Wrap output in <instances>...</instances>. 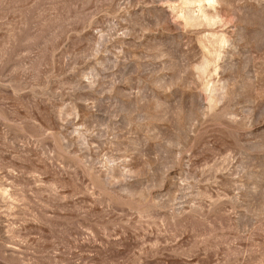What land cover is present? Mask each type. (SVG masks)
Returning a JSON list of instances; mask_svg holds the SVG:
<instances>
[{
    "label": "rangeland",
    "instance_id": "obj_1",
    "mask_svg": "<svg viewBox=\"0 0 264 264\" xmlns=\"http://www.w3.org/2000/svg\"><path fill=\"white\" fill-rule=\"evenodd\" d=\"M0 264H264V0H0Z\"/></svg>",
    "mask_w": 264,
    "mask_h": 264
}]
</instances>
